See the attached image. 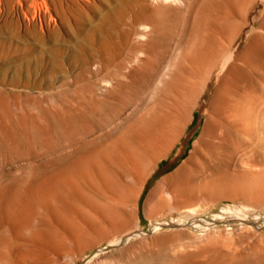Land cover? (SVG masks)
Returning a JSON list of instances; mask_svg holds the SVG:
<instances>
[{
    "label": "rangeland",
    "instance_id": "374dc122",
    "mask_svg": "<svg viewBox=\"0 0 264 264\" xmlns=\"http://www.w3.org/2000/svg\"><path fill=\"white\" fill-rule=\"evenodd\" d=\"M103 1L0 0V264H264V0H145L119 61Z\"/></svg>",
    "mask_w": 264,
    "mask_h": 264
},
{
    "label": "bare ground",
    "instance_id": "6f19581e",
    "mask_svg": "<svg viewBox=\"0 0 264 264\" xmlns=\"http://www.w3.org/2000/svg\"><path fill=\"white\" fill-rule=\"evenodd\" d=\"M152 1H157V0H152ZM151 1V2H152ZM162 1V0H161ZM166 2H171L172 1L176 3L178 0H164ZM241 1V0H240ZM164 3V2H163ZM185 3V2H184ZM148 3L145 2V0H106L101 2V8H96L93 11V15L89 17L88 19L84 18L83 10L81 6L78 3V35L81 31H83L84 26L86 24H89L91 26V29L93 32H100L103 35H105L103 39V44L105 47H107V52L103 56L104 60L106 61H119L127 58L128 52L131 51V46H129L128 43H130V37L134 36L137 38H141L145 31L148 29L147 24L148 22V17L147 13L149 11V6L147 5ZM179 4V3H178ZM240 4V3H239ZM245 4V3H244ZM179 6V5H178ZM155 6L152 8L154 9ZM152 9V10H153ZM151 10V11H152ZM150 11V12H151ZM230 12V11H229ZM243 14V13H242ZM150 15V14H149ZM127 18V19H126ZM152 23V22H151ZM263 24V23H262ZM150 25V24H149ZM123 26V27H122ZM11 31L7 30H0V58L4 56V58L10 53H7L5 48L10 47L11 43L13 42L12 35L10 34ZM5 34V36H2ZM116 36L118 37L119 41L118 43L116 42ZM132 38V37H131ZM117 39V40H118ZM143 39V37L141 38ZM137 40V39H136ZM140 40V39H139ZM4 42H8L9 44H6ZM123 45H125L123 47ZM131 45V43H130ZM126 49V52L124 53L123 48ZM135 47V46H134ZM111 49V50H110ZM139 49V48H138ZM143 49V48H142ZM18 53H23L27 56H30V52L28 51L27 48L25 47H18L17 48ZM141 56V55H140ZM231 56V55H230ZM137 58V57H136ZM2 59V58H1ZM4 60V59H3ZM11 60V59H10ZM138 60V59H136ZM13 61V60H12ZM6 63V62H5ZM4 63V64H5ZM9 63V61H8ZM11 66V65H7ZM4 68V67H3ZM2 69V68H1ZM3 70V69H2ZM17 72V71H16ZM29 73V71H26V73ZM16 74V73H15ZM30 74V73H29ZM27 78V77H26ZM17 83L16 81H14ZM13 82V83H14ZM234 105V104H233ZM21 106V105H20ZM234 111V110H233ZM231 114V113H230ZM225 116V114H224ZM232 118V117H231ZM246 118V117H245ZM224 122V121H223ZM234 123V122H233ZM257 124V123H256ZM234 126V125H233ZM249 128V127H248ZM256 128V126H255ZM225 130V129H224ZM254 131V130H253ZM231 132V131H230ZM220 133V132H219ZM253 133V132H252ZM257 133V132H256ZM251 134V133H250ZM220 135V134H219ZM232 135V134H231ZM233 136V135H232ZM255 137V136H253ZM215 138V137H214ZM206 139V138H205ZM227 139V138H226ZM225 139V140H226ZM210 140V139H209ZM224 140V141H225ZM198 142V141H197ZM214 143V142H213ZM168 144V142H167ZM171 144V143H170ZM169 145V144H168ZM167 145V146H168ZM173 145V144H172ZM171 146V145H170ZM217 147V146H216ZM213 149V148H212ZM165 150V149H164ZM210 152V151H209ZM165 153H163L164 155ZM132 157V156H131ZM113 158V157H112ZM160 158V157H159ZM95 160V159H94ZM200 161V160H199ZM79 162V161H78ZM200 163V162H199ZM204 165V164H203ZM139 167V166H138ZM138 169V168H136ZM204 169V168H203ZM145 176V175H143ZM178 178V177H177ZM189 179V178H188ZM139 180V179H138ZM142 180V179H141ZM190 181V180H189ZM132 182V181H131ZM130 182V183H131ZM140 182V180H139ZM134 183V181H133ZM143 183V181H142ZM137 185H141V183H137ZM187 185V184H186ZM143 186V184L141 185ZM52 187V185H51ZM140 187V186H139ZM54 188V187H53ZM176 188V186H175ZM142 189V187H141ZM124 190V189H123ZM138 192L135 196V201L137 200V197L140 193V189H137ZM230 190V189H229ZM16 191V190H15ZM25 192V191H24ZM50 192V191H49ZM125 192V191H124ZM28 193V192H27ZM44 193V192H43ZM59 193V192H58ZM173 193L174 189L173 188H159L157 191V198L163 202L165 206H173ZM134 194V195H135ZM12 195V194H11ZM20 196V195H19ZM18 196V197H19ZM27 196V195H25ZM21 197V196H20ZM23 197V196H22ZM34 197V196H33ZM48 197V196H47ZM121 197H124L121 196ZM16 198V197H15ZM41 198V197H40ZM43 198V197H42ZM56 198V197H55ZM107 198V197H106ZM185 199V198H183ZM17 200V199H16ZM108 200V199H107ZM10 201V199L8 200ZM15 201V200H14ZM20 201V200H19ZM119 201V200H118ZM48 202V201H47ZM28 203V202H27ZM175 204V203H174ZM12 205V204H11ZM43 205V204H42ZM14 207V206H13ZM170 208V207H169ZM12 209V208H11ZM15 209V208H14ZM21 210V209H20ZM25 210V209H24ZM9 211H11L9 209ZM28 211V210H27ZM91 211V210H90ZM26 214V213H25ZM22 215V213H21ZM82 215V214H81ZM90 216V215H89ZM88 218V217H87ZM25 220V217H24ZM70 220V219H69ZM16 222V221H15ZM71 222V221H70ZM82 224V223H81ZM110 226V225H109ZM80 228V227H79ZM106 228V227H105ZM115 229V228H114ZM73 230V229H72ZM89 230V229H88ZM107 230V229H105ZM62 233V232H61ZM83 233V232H82ZM126 236V235H125ZM89 237V236H88ZM64 239V238H62ZM79 240V239H78ZM63 241V240H62ZM115 240H112L109 242L112 243ZM59 242V241H58ZM76 243V242H75ZM117 243V242H116ZM113 244V243H112ZM57 245V244H56ZM63 245V243H62ZM71 246V245H70ZM110 246V245H109ZM68 248V247H67ZM91 260V259H90Z\"/></svg>",
    "mask_w": 264,
    "mask_h": 264
}]
</instances>
